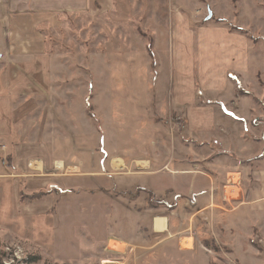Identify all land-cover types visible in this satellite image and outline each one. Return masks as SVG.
Segmentation results:
<instances>
[{"label":"rangeland","instance_id":"obj_1","mask_svg":"<svg viewBox=\"0 0 264 264\" xmlns=\"http://www.w3.org/2000/svg\"><path fill=\"white\" fill-rule=\"evenodd\" d=\"M228 3L236 11L228 13ZM176 11L186 16L191 31L223 24L248 41L247 70L230 72L222 84L226 88L217 92L202 85L195 46L192 55L186 51L181 67L191 64L194 95L183 107L173 104L171 79L169 20ZM2 40L0 32V55L6 47ZM39 44L48 59L50 95L27 92L10 98L6 109L0 104V124L9 133L7 139L0 134L1 264H264V219L239 209L240 190L227 188L230 222L225 224L221 215L213 222L205 213L191 218L193 205L187 201L181 215L168 214L178 227L157 234L166 230V219L154 220L157 233L143 228V211L127 209L134 195L101 189L93 180L96 173L108 178L97 168L100 157L112 174L123 176L132 170H113L117 159L169 157L159 145L161 138L165 143L163 134L175 137L187 120H217L220 134L228 131L221 120H249L258 130L262 127L264 143V0H102L86 12L55 14L41 30ZM4 65L0 60V101L7 95ZM179 73L185 81V73ZM255 120L262 121L254 125ZM155 126L161 134L150 130ZM148 132L155 141L151 144L144 140ZM64 142L67 150L55 146ZM19 145L34 148L29 160L34 170L54 151L80 154L93 170L90 184L72 193L28 187L30 179L49 173L11 167ZM236 164L239 173L245 163ZM240 173L229 176V182L240 184L243 177L246 187L252 177ZM55 174L64 179V172ZM45 197L51 207L34 212L33 203ZM177 229L180 236H175Z\"/></svg>","mask_w":264,"mask_h":264},{"label":"crops","instance_id":"obj_2","mask_svg":"<svg viewBox=\"0 0 264 264\" xmlns=\"http://www.w3.org/2000/svg\"><path fill=\"white\" fill-rule=\"evenodd\" d=\"M99 1L102 0H0V32L3 38L1 43L6 45L4 54L0 55L1 62H5L2 76L5 90L7 89L5 92L7 95L0 101L3 109L7 108L8 102L13 98L27 92L50 95L52 89L48 84V59L40 52L41 44L37 45L41 30L52 21L55 14L86 12L91 6H96ZM226 7L228 13L236 11L229 3ZM214 8L213 12L216 11ZM229 18L231 17H224V20L227 21ZM169 29L171 60L174 62L173 70H175L171 75L172 83H175L172 86L174 106L183 107L192 102L194 85L190 81L191 64H185V68L183 65L181 67V64L187 55L186 51L192 55L194 46L199 56L202 85L206 86L209 92L226 88L222 84L225 85L224 78L227 75L229 78L230 72L243 75L247 70V39L237 33H230L223 24L195 27L194 31H191L186 16L176 11L170 16ZM179 71L185 73L187 78L185 81L180 79ZM191 115H194V109L191 110ZM261 121L255 120L254 125ZM218 122L217 120H187L186 125L181 127V131L176 133L175 137L168 138L167 134H163L167 139L165 143V139L160 136L159 145L169 154V157L166 154L157 160L144 159L143 161L136 157L128 162L117 159L118 168L116 169H113L114 161H112L113 170L121 172L131 169L132 172H129L127 176L112 174L109 168H106L104 158L100 157L97 168L101 175L105 174L108 178H100L96 173L93 180L101 189L126 193L127 196L134 195V198L128 197L127 209L143 211L140 213L143 228L157 233L154 230V220L166 219V230L157 234L167 233L173 226L175 229L178 227V221L168 214L181 215L185 211L184 205L187 201L193 205L194 213L191 218L205 213L208 217L213 216V222L216 218H220L219 215L225 217V224L230 222L232 216L226 209L227 203L230 204L227 198L228 187L240 190L239 199L235 200L240 210L264 219L262 127L258 130L260 127H254L249 120H221L225 128H228L225 129L228 131H223L224 135L220 134L217 128ZM231 122H236V125L230 126ZM152 129L155 130L154 135L161 131L159 126L150 128ZM243 133L249 136L242 139ZM0 134L7 139L9 133L4 124H0ZM152 136V133L148 132L144 140L151 144L155 142ZM55 137H53L54 142L57 139ZM100 141L103 144V137ZM55 146L58 149L62 147L67 150L66 142ZM214 146L217 149H214ZM34 151L33 147L19 145L15 149L16 155L11 160L12 163H9L11 167H16L22 173L30 172V170L38 173L43 169L49 173L47 177L43 175L30 179L28 187L42 189L51 186L52 189L72 193L75 189L85 191V187L90 184L91 179L88 177L93 170H90L89 166L80 159V154L54 151L51 157L46 156L45 159L42 157L37 162L38 168L34 170L32 166L34 162H29L30 157L35 156ZM232 158L235 159V165H231ZM239 162L245 164L241 166L239 173H236L239 169L236 163ZM58 172H64V179L58 178L55 174ZM240 172L248 173L252 177L251 179L248 177L246 187L242 182L243 177L239 180L241 185L233 181L229 182V176L240 175ZM135 191L138 194L135 195ZM49 198L45 197L42 201L34 202L31 206L33 211L37 213L47 211L51 207ZM157 203L160 204L157 207L160 210L154 209ZM165 213L167 216H164ZM155 214L159 215L154 216ZM224 228H226L225 225ZM181 234L182 230L177 229L175 236Z\"/></svg>","mask_w":264,"mask_h":264},{"label":"trees","instance_id":"obj_3","mask_svg":"<svg viewBox=\"0 0 264 264\" xmlns=\"http://www.w3.org/2000/svg\"><path fill=\"white\" fill-rule=\"evenodd\" d=\"M229 28H230L231 31H232V29L235 30L234 27H232V26H229ZM236 31H240V30L236 29ZM240 32H242V31H240ZM242 33H243V32H242ZM229 78H230V74H229ZM49 191H50V190H49ZM49 191H43V193L46 194V193H49ZM0 264H1V262H0Z\"/></svg>","mask_w":264,"mask_h":264},{"label":"built area","instance_id":"obj_4","mask_svg":"<svg viewBox=\"0 0 264 264\" xmlns=\"http://www.w3.org/2000/svg\"><path fill=\"white\" fill-rule=\"evenodd\" d=\"M105 264H121V263H117V262H106Z\"/></svg>","mask_w":264,"mask_h":264},{"label":"water","instance_id":"obj_5","mask_svg":"<svg viewBox=\"0 0 264 264\" xmlns=\"http://www.w3.org/2000/svg\"><path fill=\"white\" fill-rule=\"evenodd\" d=\"M211 18V13L209 14V16H208V19H210Z\"/></svg>","mask_w":264,"mask_h":264},{"label":"bare ground","instance_id":"obj_6","mask_svg":"<svg viewBox=\"0 0 264 264\" xmlns=\"http://www.w3.org/2000/svg\"><path fill=\"white\" fill-rule=\"evenodd\" d=\"M117 167V166H116ZM183 248V247H182Z\"/></svg>","mask_w":264,"mask_h":264}]
</instances>
